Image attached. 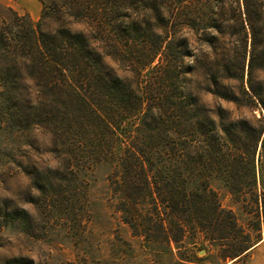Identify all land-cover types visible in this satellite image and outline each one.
<instances>
[{"label": "trees", "instance_id": "16d2710c", "mask_svg": "<svg viewBox=\"0 0 264 264\" xmlns=\"http://www.w3.org/2000/svg\"><path fill=\"white\" fill-rule=\"evenodd\" d=\"M41 2L37 22L16 15L10 31L0 34L6 49L0 153L12 162L6 177L39 178L19 156L29 160L36 135H44L57 164L72 177L71 195L82 187L83 172L113 168L116 208L150 247L180 248L200 232L207 215L216 216L210 221L212 242L225 241V226L241 230L210 177L221 174L225 184L226 170L229 191L243 192L239 177L256 174L264 125L245 123L239 134L222 106L217 120L206 113L192 85L200 79L215 98L264 111V82L258 78L264 71V0ZM225 121L227 135L248 139L245 149L226 156ZM55 198H44L46 210L62 205ZM256 204L259 209L258 199ZM18 212L8 202L0 209V231L16 224ZM253 247L235 249L227 258L240 260ZM10 262L34 264L22 257Z\"/></svg>", "mask_w": 264, "mask_h": 264}, {"label": "rangeland", "instance_id": "374dc122", "mask_svg": "<svg viewBox=\"0 0 264 264\" xmlns=\"http://www.w3.org/2000/svg\"><path fill=\"white\" fill-rule=\"evenodd\" d=\"M42 6L41 0H0V34L3 30L10 31L16 15L29 16L37 22ZM2 45L0 40V65L4 66L6 49L3 50ZM111 64L121 76H128ZM258 78L264 82V71L258 73ZM192 88L206 113L215 120L217 107L225 108L229 119L239 125L235 130L239 134H243L241 126L245 123L264 125L261 108H237L233 103L215 98L204 91L200 79L194 80ZM228 125L225 121V156L236 148L245 149L248 143L245 135L239 138L227 135ZM36 139L37 150L31 151L29 160L23 157L24 153L20 154L19 161L37 169V180L31 181L23 173L7 178L5 171L12 162L0 153V209L8 202L19 211L16 224L0 231V264H11L12 258L19 257L34 264H227L239 261L227 258L235 249L255 246L264 238V148L261 144L255 158V176L239 177L244 182L243 192L234 195L229 191L226 183L230 177L226 170L225 184L221 174L210 177L212 188L218 192L226 211L234 212L241 230L231 232L225 226L229 231L225 232V241L212 242L209 240L213 235L210 221H216V216L207 215L198 234H191L180 248L173 245L163 250L145 244L143 238L134 236L123 222L116 208L118 198L111 188L112 167L98 165L83 172L82 187L71 195L67 189L72 177L50 153L49 138L36 135ZM4 145L5 141L0 139V149ZM50 194L57 195L55 199L62 205L48 211L43 200ZM229 221L230 217L225 214V225Z\"/></svg>", "mask_w": 264, "mask_h": 264}, {"label": "crops", "instance_id": "0c3cea01", "mask_svg": "<svg viewBox=\"0 0 264 264\" xmlns=\"http://www.w3.org/2000/svg\"><path fill=\"white\" fill-rule=\"evenodd\" d=\"M227 264H264V238L244 255L242 260Z\"/></svg>", "mask_w": 264, "mask_h": 264}]
</instances>
